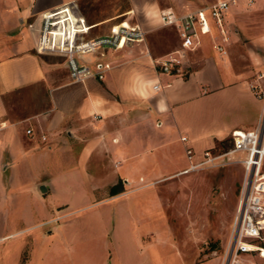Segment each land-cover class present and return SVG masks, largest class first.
<instances>
[{
  "label": "crops",
  "instance_id": "0c3cea01",
  "mask_svg": "<svg viewBox=\"0 0 264 264\" xmlns=\"http://www.w3.org/2000/svg\"><path fill=\"white\" fill-rule=\"evenodd\" d=\"M87 1L0 0V264H7L14 252L11 264H17L23 235L45 221L8 224V197L19 211L30 208L31 199L39 205L44 195L55 200L66 193L95 196L101 186L97 181L114 185L150 164L154 150L181 136H186L184 148L200 152L233 129L252 128L264 106L255 86L260 79L254 76L264 71V0H229L226 51L214 49L212 34H204L176 68L155 62L163 55L153 50L151 32L167 26L160 11L180 14L215 0L195 7L191 0H126L123 9L96 10L93 17ZM45 11L55 12L59 22L78 23L77 37L106 33L121 20L138 23L145 36L107 49L103 58L111 66L101 74L73 80L63 55L36 49ZM71 163L76 169L68 167ZM184 167L149 181L183 174ZM63 201L62 207L70 211L93 204L73 208L71 200ZM38 241L33 238L25 264H34ZM52 249L46 246L43 264H54Z\"/></svg>",
  "mask_w": 264,
  "mask_h": 264
},
{
  "label": "rangeland",
  "instance_id": "374dc122",
  "mask_svg": "<svg viewBox=\"0 0 264 264\" xmlns=\"http://www.w3.org/2000/svg\"><path fill=\"white\" fill-rule=\"evenodd\" d=\"M85 3L92 17L96 10L116 11L127 6L126 0ZM191 3L195 7L204 2L191 0ZM150 38L158 54L164 55L178 45L174 29L168 26L157 27ZM254 76L260 79L255 85L257 89H264V71ZM183 143L186 141L175 139L167 147L154 150L148 157L150 164L135 168L114 185L97 181L101 186L95 196L66 193L55 200L44 195L38 199L39 205L31 199L30 208L19 211L15 209L14 198L8 197V224L45 220L23 235L17 264H25L31 257L33 238H40L33 252L34 264H43L42 255L48 245L54 248L51 254L54 264H221L242 167L238 155L230 153L215 159L214 164H199L183 174L149 181L171 169L185 166L184 170L189 166ZM230 144L228 135L205 149L221 154ZM191 148L196 154L195 161H201L205 149L197 152ZM74 166L76 169V164L68 165ZM2 175L6 179L7 173ZM124 187L130 190L113 198L109 196L112 188L118 191ZM23 199L26 205L27 198ZM63 199L71 200L73 208L87 202L93 204L70 211L62 207ZM54 201L59 203L54 206ZM14 255L7 264L13 262Z\"/></svg>",
  "mask_w": 264,
  "mask_h": 264
},
{
  "label": "built area",
  "instance_id": "2783aa9c",
  "mask_svg": "<svg viewBox=\"0 0 264 264\" xmlns=\"http://www.w3.org/2000/svg\"><path fill=\"white\" fill-rule=\"evenodd\" d=\"M229 5V0H215L180 14L162 9L161 23L176 30L178 45L155 59V62L164 68L181 65L188 51L201 44L204 34H212L213 48L225 52L229 34L224 18ZM56 16L52 11L42 13L36 49L39 52L63 55L69 76L73 80L101 74L111 66L110 61L103 58L107 49L121 48L128 42L143 40L145 36V30L138 23L121 20L112 24L106 33L77 37L81 31L79 24L71 20L67 24L59 22ZM86 54H93L94 57L86 58ZM158 86V83L154 84L155 88ZM258 91V95L264 99V89L260 88ZM2 125L0 122V127ZM230 136L231 145L228 150L213 154L205 149L199 162L193 160V150L186 146L189 166L183 171L203 163L214 164L215 159L230 153L238 155L242 178L221 264H264V106L252 128L233 129ZM180 138L186 141V136Z\"/></svg>",
  "mask_w": 264,
  "mask_h": 264
},
{
  "label": "water",
  "instance_id": "95a60500",
  "mask_svg": "<svg viewBox=\"0 0 264 264\" xmlns=\"http://www.w3.org/2000/svg\"><path fill=\"white\" fill-rule=\"evenodd\" d=\"M40 189L45 190V186L43 184H41Z\"/></svg>",
  "mask_w": 264,
  "mask_h": 264
},
{
  "label": "trees",
  "instance_id": "16d2710c",
  "mask_svg": "<svg viewBox=\"0 0 264 264\" xmlns=\"http://www.w3.org/2000/svg\"><path fill=\"white\" fill-rule=\"evenodd\" d=\"M231 145V144H230ZM117 190L111 189V193H115Z\"/></svg>",
  "mask_w": 264,
  "mask_h": 264
}]
</instances>
